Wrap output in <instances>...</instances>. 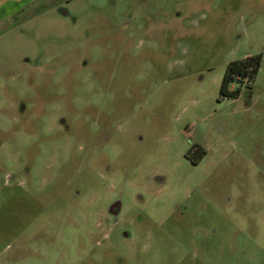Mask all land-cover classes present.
<instances>
[{
  "label": "rangeland",
  "instance_id": "rangeland-1",
  "mask_svg": "<svg viewBox=\"0 0 264 264\" xmlns=\"http://www.w3.org/2000/svg\"><path fill=\"white\" fill-rule=\"evenodd\" d=\"M33 1H0V264H264V0Z\"/></svg>",
  "mask_w": 264,
  "mask_h": 264
},
{
  "label": "trees",
  "instance_id": "trees-1",
  "mask_svg": "<svg viewBox=\"0 0 264 264\" xmlns=\"http://www.w3.org/2000/svg\"><path fill=\"white\" fill-rule=\"evenodd\" d=\"M260 55H248L245 58L231 61L223 74L222 81L219 85V93L221 98H235L239 95L240 88L238 86L229 88V84L237 82L238 84L245 82L249 84L255 77L260 65ZM202 155H200V158ZM197 161H194L195 164Z\"/></svg>",
  "mask_w": 264,
  "mask_h": 264
},
{
  "label": "crops",
  "instance_id": "crops-1",
  "mask_svg": "<svg viewBox=\"0 0 264 264\" xmlns=\"http://www.w3.org/2000/svg\"><path fill=\"white\" fill-rule=\"evenodd\" d=\"M0 1H3V0H0ZM4 1H10V0H4ZM13 1H15V0H13ZM24 1H27V2H29V3H34V1L32 0H24Z\"/></svg>",
  "mask_w": 264,
  "mask_h": 264
},
{
  "label": "water",
  "instance_id": "water-1",
  "mask_svg": "<svg viewBox=\"0 0 264 264\" xmlns=\"http://www.w3.org/2000/svg\"><path fill=\"white\" fill-rule=\"evenodd\" d=\"M115 206H116V204H113L111 207H109V211H111L110 209L113 208V207H115Z\"/></svg>",
  "mask_w": 264,
  "mask_h": 264
},
{
  "label": "flooded vegetation",
  "instance_id": "flooded-vegetation-1",
  "mask_svg": "<svg viewBox=\"0 0 264 264\" xmlns=\"http://www.w3.org/2000/svg\"><path fill=\"white\" fill-rule=\"evenodd\" d=\"M110 210H111V212H112V211L115 212L113 208H111Z\"/></svg>",
  "mask_w": 264,
  "mask_h": 264
}]
</instances>
